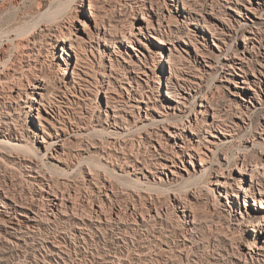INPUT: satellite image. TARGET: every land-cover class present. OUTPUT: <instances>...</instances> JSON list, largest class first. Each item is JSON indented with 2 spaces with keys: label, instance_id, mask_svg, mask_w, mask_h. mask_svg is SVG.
<instances>
[{
  "label": "rangeland",
  "instance_id": "obj_1",
  "mask_svg": "<svg viewBox=\"0 0 264 264\" xmlns=\"http://www.w3.org/2000/svg\"><path fill=\"white\" fill-rule=\"evenodd\" d=\"M46 1L47 0H0V51H2L0 52V55L2 54L0 57V84H2L0 85V94L2 96L4 93L7 95L6 93L11 92L9 86H12L13 84L21 85L20 83L22 82L20 80L23 81L21 77L23 78L24 75L30 74L27 68V63L31 60L26 57L25 52L28 48H24L25 46L23 45L31 39L32 36L36 35V33L39 34L35 26L36 24L34 23L35 25L32 26L33 24L30 23H33V21L37 22L36 20L39 18L47 21L54 20V22L65 25V30L70 27L74 29V32H78L77 34H82L86 36V38L87 35L85 34L84 29H86V31L95 29L94 19L93 17L91 19L90 16L89 0H83L81 4L80 1L77 0V2L74 0H59V5H57L58 1H53L55 5H57L56 7H58L56 9L54 8L55 5H52L53 7L49 6L51 7L49 8L47 5L48 2ZM96 1H98V3L96 6L94 5L92 13H99V20L101 19L106 22L109 21L114 25L117 24L116 26L118 29L122 26L123 28L121 27V29H126L125 31L129 30V27L132 26L133 22L135 25L143 24L144 35L138 33L136 37H132V42H130L131 46L128 44L129 40L123 41V37H119L118 35L116 37L114 47L103 50V48H105L103 46L105 45L102 44V49H100V52L103 54L102 56L99 54L100 52L98 53V46L95 43H93L94 48L92 46H87L85 51L81 50V52L84 51L82 53L86 52L85 54L88 55L89 60H92H90L92 63L94 62L92 67L94 70L92 69L93 71H91V74L93 75L90 86L83 87L84 89L79 90L78 97L76 98L79 103L72 104L73 106L70 108H62V112H65L66 114L68 112L67 116L71 118V122H74V119L77 121L85 120L86 122L88 121L87 123L89 125H92L90 115L95 117V115H98L99 109L101 107H105V98L104 104L103 98H101L105 96L104 92H100V83L94 82H99V80L105 81L107 79L102 74L104 73L105 63L109 64V60L107 58L109 52L115 62H117L116 60L118 59V62L124 65H127V62L130 63L131 60H136V62L141 65L142 62L146 64V75L140 74L142 77L139 78L140 86L141 88L144 87L149 91L153 89V86L156 88L153 90L156 98L155 109L157 111L163 110V105L167 104L165 93L170 75L169 65L166 64V66L161 67L162 65L159 61L160 57L158 52H160L161 46H163L164 48H162L161 51L164 56L169 54L171 48L174 53H183L182 55L185 58L183 57L184 60H182V62L184 65L182 66L185 68L186 65V69L192 73L191 75L194 74L197 77L198 84H194V95L190 97L188 104L199 109L202 97H206V99L212 98V100L217 103L215 104L218 108L223 107L220 110L221 114L225 116L223 117L227 125H229L228 128L232 130L231 126H234L231 131L233 133V138L226 145L215 151L216 153L213 157L211 153V151L215 150L213 146L207 144L205 146H200L203 155L208 158L205 159L207 160V167L210 166V162H213L211 168L204 174V176H201V178H192V180H188L186 182L182 181L184 179H188V173H192L194 167L190 164L189 157H186L183 162L178 160L177 165L171 167V169L175 170L177 175L174 176L175 179L172 185H166L165 183L167 175L170 174L173 176V174L168 169H163L159 165H156V167L154 165L152 166L155 172L154 177L151 176L150 181L141 183L139 182L141 180L136 177V175H141L140 172L135 174V159L137 158L138 160L140 159V161L151 162L155 159H160L159 156L155 154L156 151L154 152V148L149 142H143L145 144L141 145L140 138H143L145 134L142 129L135 128L134 119L131 116L132 113L127 116L128 122L130 123V133L129 131L128 133L125 132L126 134L123 135L124 137H119L116 142V147H114V144L109 145V137H107L108 135L106 136V133L103 131V127H106L107 124L103 122L105 114L102 112L100 118L102 126L98 125V131L93 132V135L91 134L90 138L93 137L92 141H104L105 145L102 142V150L92 147L91 150L84 152L83 149L85 145L83 144H85L86 140H77L81 143L77 141L70 142L69 150L74 153L76 152L75 154L79 155H75L74 158H70V168L68 169L70 174L66 173L68 176H65L62 171V168H65V165L60 164L58 167L56 165L57 161L53 158L56 154L54 149L51 150V153H47L46 157H42L46 152V149L45 145L41 146V136L44 135L48 138L47 132L52 133L54 131L53 128H51L48 124H45V130L47 132L44 131L43 126L39 124L36 113L28 118H25L24 115H19V113H17L19 112L18 108L20 109L24 106V101L27 97L22 93V100L18 99V104L14 103L13 105V107L15 106V110L12 107H3V109H9V111L12 110L13 113H11L19 120H17V123L21 126H19L21 129L18 128V130L12 131L14 135L18 134L17 137L24 136V140L19 141V145L0 144V149L2 151L4 150L3 159H0L1 184L4 185L12 194L21 198L25 202L32 201L37 195L36 188L39 187L40 182L32 179L29 176L28 167L23 165L17 159L23 158L37 161L39 160L38 163L40 168H43L45 170L44 172L47 171V179L52 180L54 183L56 180V184L60 180V184L59 182L58 184L62 188L73 186L79 191L87 192L89 197L96 201L104 199L106 213L110 214L114 207L118 208L119 211L121 210L120 212L122 215H124L123 221H126V224L117 228L116 226H114V228L113 226H107L102 230L100 229V231L93 227H87L85 230L86 233L83 235L84 237H82L76 235L73 220L55 219L53 222H46L43 225L32 228V231L25 233V235H23L20 239L3 234L5 236L0 239V264H59L54 257H51L50 259L46 258V256H48V248L46 245H41L40 243H43L45 240L55 236H58V239H60L63 244L68 246L71 253V257L68 261H66V264H237V255H239L241 250H243V247H245V244L250 239V235H253L254 232L251 229H248V226H250V223L247 221V219H249V213L244 204L246 197L244 192H239L240 183L237 181V178H239L240 174L238 169L234 167V163L238 162L239 158L242 156H246V159L249 161H255L258 159H262L264 161V93L258 91L255 98H249V95H245L243 88H241L243 83L240 81L238 83L236 79L231 80L230 78L232 76L231 74H228V70L222 68L221 65L216 64L214 60L218 61L217 55L220 54V52L213 45V39L210 31L205 29L202 25V21L204 20L201 18V15L194 13V15L201 20L199 25L194 24L195 22L191 23L192 19L181 17L178 14L176 8H173V5L171 4V0ZM189 2L195 7L197 12H200V10H204L206 0H189ZM221 3L226 4L225 1L219 0V4ZM223 4L221 6L222 10L216 6L217 14L215 13V15L217 17L224 16V10L226 9L227 15L225 16L231 19L241 18L239 15L241 13L238 11L240 9H227L225 8L226 6H223ZM47 7L48 12L46 11V13H43L42 15L44 16L41 17V12L39 13L38 10L41 8L42 10H46ZM151 7L158 8V11L159 9L164 11L166 15H169V10H171L172 19L170 18V25H173V23L175 24L178 21L183 22L184 20H187L185 23L187 24L189 22L187 26L192 29L191 32L194 36L193 44L189 45L184 41L183 43L182 40L179 39L180 31L179 33L177 31L169 33L168 27L163 30L168 44L163 45L155 42L146 28L145 21L142 19L143 13L140 12V10L144 11L146 13L145 17H149L148 10L151 9ZM239 7L242 10L244 8L241 4ZM180 8L183 9V4L181 2ZM52 9L55 11H51ZM259 9V12L256 14L257 16L254 15V18L261 26H264V5ZM202 13L206 14L203 11ZM97 17L96 19L98 20ZM206 17V24H208L211 28L216 26L217 21L219 22V20L213 18L212 16L206 15ZM41 19L39 21H41ZM153 21L157 24L155 19H153ZM232 21L237 24L236 20ZM212 22H215V24L212 25ZM85 24L89 27H85ZM183 26V30H185L186 25L184 24ZM172 28H175L174 25ZM10 29L12 30L10 31ZM134 30L138 32V29L134 28ZM237 30V32L230 33L231 35H228L226 38V41L228 42L227 44L230 46V54L244 48L242 34L245 29L238 27ZM29 31H32L33 33H29ZM12 32L17 34L18 32L20 33L18 39L13 38ZM24 32L28 33L22 35L21 33ZM44 35L45 34H43V36L40 35V38L42 37V39L39 40L41 43L38 42V48H41L39 50L40 55L43 54L42 57H45L44 59L46 61H50L51 59L54 61V65L51 68L49 67L47 72L49 73L51 71L50 73H52L55 71L57 73L58 71V73H60L61 66H63L64 71L67 72L68 68L66 67V62L68 60L72 64L75 62L74 51L69 48V44H66L65 46L68 47L70 55L65 54L61 49L63 43H59V46L54 48L51 42H55L57 38H54L53 40L47 35ZM72 35L74 36V34ZM74 38L76 37L74 36ZM195 47H199L198 49H201L200 51L209 55L207 59L213 62V65L211 66L213 68L204 66L203 64L205 62L198 63L195 61V58L190 53V51L195 53ZM138 55L140 56L141 61L139 60ZM46 57H48V59ZM212 58H214V60ZM7 59L9 60L7 61ZM12 73L14 75H12ZM10 74L11 76H8ZM10 77L12 78L10 79ZM1 79L5 82L1 83ZM238 80H241V78ZM159 81L161 84H159ZM235 83L239 85L236 86ZM22 86L25 87V85ZM132 86L137 87V83L132 82ZM126 87L131 88V86L127 83ZM131 91L134 90L131 89ZM112 92L114 95L122 92V96H125L124 93L126 91L116 85V89H113ZM53 93H51V98L55 100L54 102H61L60 100L63 98L59 96L58 92L54 91ZM97 94H99V100L95 97ZM226 104H228L230 108H228ZM245 104L249 105L247 109L244 106ZM224 107H226L227 111ZM242 107L244 110L246 109L248 111L246 115L248 117L244 115L245 123L241 122L240 118L235 114V112H238L237 110ZM5 109L3 113H6L5 111L7 110ZM126 110L129 111L128 109ZM185 110H187V108H185ZM152 114L155 115L157 112L152 110ZM94 117L92 119H94ZM193 117H195L194 114H191V118ZM70 118H66V122L69 123ZM11 122H13V120ZM234 123H237V125L239 124V126L233 125ZM157 128L159 131L158 138H160L162 143H164L166 151L170 154L173 150L171 144L174 141L173 138L172 140L169 139L171 136L169 135L168 128L170 129L171 125L170 123L162 124L158 125ZM100 129L103 132H100ZM3 130L4 132L8 131L6 127ZM19 133L23 136L19 135ZM97 136H99V138H97ZM88 140L90 141L91 139L88 138ZM159 147V144H157L158 149ZM104 148H106L105 151ZM79 157L80 161L81 159H84L82 161L85 162L81 163L78 159ZM209 157H212V159ZM124 159L126 162H124ZM77 160L81 164H79ZM199 160L198 156L197 158H193L194 164L197 165ZM86 164H90L89 166L91 167L93 165L92 168L94 170L89 169L90 167H87ZM219 164L225 165L224 176L229 179L231 187L240 193L242 198H240L242 200L241 208H239V202L235 199V197L227 196L228 198H225L219 194L220 191L217 190L216 185L213 184L214 174L216 171L220 170ZM46 168L48 170H46ZM120 169H123L124 171H121ZM89 170H92V174L93 171H96V174L94 173L95 176L93 174V177L97 180L96 186L90 180L91 176L89 174ZM198 172L200 171L198 170ZM60 173L61 176H64V181H62L63 179H61ZM146 173L149 174L148 171H146ZM52 175H54V177H51L50 179L48 176ZM55 177L58 178V180ZM62 182L68 183L63 185ZM107 182L113 183L112 187L115 185L112 189L114 193L110 192L111 195L109 198H107L104 194V188L105 184H108ZM78 190L75 191L78 192ZM193 190L195 196L197 197L198 195L197 200L193 198ZM229 191L232 192L231 189H229ZM222 194L225 195L224 190L222 191ZM188 199L192 200L193 205L191 206L196 205L194 207L195 210L193 208L192 209L197 214L198 224L196 223V226L194 225L193 228L188 225L181 211L182 205H187L189 207L188 203L191 202L190 200L188 201ZM80 202L81 201H78L79 204ZM251 202L253 203V197L250 199V203L248 202V204L251 205ZM83 204L85 205V208L90 209L89 201H83ZM138 209L143 211V213L141 212L140 214L144 216L146 215V221H144L145 223L143 224H139L137 222L138 213L140 212ZM81 212L88 216L87 211ZM243 214L247 216V219L242 222L243 219L240 215ZM134 218H136V220ZM62 235H65V237L61 238ZM190 236L192 244L188 245L189 247L184 248L180 241L184 237L190 238Z\"/></svg>",
  "mask_w": 264,
  "mask_h": 264
},
{
  "label": "bare ground",
  "instance_id": "obj_2",
  "mask_svg": "<svg viewBox=\"0 0 264 264\" xmlns=\"http://www.w3.org/2000/svg\"><path fill=\"white\" fill-rule=\"evenodd\" d=\"M53 1L54 2L58 1L57 5H59L58 3H60L59 0L56 1L47 0L46 2H48L47 4L48 7L55 5ZM77 1H80V4L81 2H83V0H77ZM171 1L173 8H176L178 14L181 17L192 19L191 23L195 22L194 24L199 25L201 21L199 18H197L196 15H194V13H197V15L202 16L201 18H203L204 20L202 21L203 22L202 25L205 27V29L210 31L213 39V45L220 52V54L217 55L218 61L214 60V58L212 59L216 62V64L221 65L222 68L228 70V74H231L232 76V77L230 76L231 80L236 79L238 83L239 81L243 83L241 88H243L245 95L246 94L249 95V98H255L256 95L258 94V91L264 93V26H261L260 23L254 18V15H256L259 12L260 10L259 8H261L264 5V0H223L225 1L226 4L223 3L219 4V0H208L210 2L206 0L204 4V10L202 9L200 10V12H197L195 7L192 6L189 0H171ZM180 2L183 4V9L180 8ZM97 3L98 1L96 0H89L90 16L91 19L92 17L94 19L95 29L90 31H86V29H84L87 38L82 34H77L78 32H74V29L70 27L67 28V30H65L66 29L65 25L54 22V20L47 21L45 19L42 20L41 18H39L38 20H36L37 22L33 21V23H30L33 24L32 26L36 24L35 26L39 33L37 34L35 32L36 35L32 36L31 39L28 38L29 40L23 45L25 46L24 48H28L27 51L25 52L26 53L25 55L26 57H28L29 60H31L29 63H27L28 66L27 68L30 74L24 75L23 78L21 77V79H23V81L20 80L22 83L19 82L21 85L13 84L12 86H9L10 87L9 89L11 91L10 93L9 92L6 93L7 95H5L4 93L3 96L0 94L1 96L0 97V144L19 145L18 144L19 141L24 140V136L21 133H19V135H22L23 137L21 136L17 137L18 134L17 135L13 134V131L18 130L20 125L17 123L18 119H16V117L12 114L13 113L12 110L9 111V109L8 110L5 109L9 107H12L14 109L15 107V106L13 107L14 103L18 104L17 100L18 99L22 100V93H23L27 97L26 100L24 101V106L20 109L18 108L19 112L17 113H19V115L20 114L24 115L25 118H28L29 116L36 113V117L39 121V124L43 126L44 131H46L45 124H48L49 126H51V128H53L54 131L52 133L46 131L48 138L45 137L44 135L41 136V146L45 145V149H46V152L43 154L42 157H46V154L51 153L52 152L51 150L54 149L56 154L53 158L55 159V161H57L56 163L57 166L60 164L65 165V168H62L63 174H65V176H68V174H70L68 170L70 168V158L72 157L74 158L75 155H79V154H75L76 152L74 153L69 150L70 142L77 140L80 141L86 140L85 144H83L85 145L83 149L84 152L91 150L92 147L102 150L103 148L102 142L105 145L104 141L102 142L96 140L92 141L93 137L90 138L91 137L90 135L93 132L98 131L99 128L98 125H101L100 118L103 112L105 114V118L103 122L107 124L106 127H103V131L106 133V136L108 135L107 137H109V141L108 140L107 141L110 143L107 144L109 145L114 144L115 145L114 147H116V142L118 138L125 135L126 134L125 132L128 133V131L130 130L129 128L130 123L128 122L127 116L130 113H132L131 116L134 119L133 121L135 123V128L142 129L145 134L143 138H140L141 145L145 144L143 142H149L150 145L153 146L154 152L156 151L155 154L159 156L160 159H155L151 162L142 161V160L140 161V159L138 160L137 158L135 159V164L133 163L134 161L132 162L135 165V169H134L136 170V172L134 171L135 174H137L138 172H140L141 174V175H136V177L139 180H141L139 182L142 183L145 181L146 182L150 181L151 176L154 177V173H155L153 170L154 168H152V166L154 165L156 167V165H159L163 169H168L173 174V176H171L170 174L167 175V179L165 183L166 185H172L175 179L174 176L177 175L175 170L171 169V167L176 166L178 160L183 162V160H185L186 157H189V162L194 167H193V172L188 173V179H184L182 181L186 182L188 180H192V178H196V179L201 178V176H204V174L211 168L213 162H210L209 163L210 166L207 167V163H206L207 160L205 159L208 158H206L203 155L200 146L201 145L205 146L206 144L213 146L215 150L211 151V153H212V157L215 156L216 153L215 151L219 150L220 147L226 145L233 138V133L231 131L233 130L234 126H231L232 130L228 128L229 125H227L224 119L225 116L221 114V110H220L223 107L218 108L216 105L217 103L214 100H212V98L206 99V97H202L199 105L200 106L199 109L194 108L188 104L190 97L194 95L193 91L195 88L193 86L194 84H198V82H197V77L194 74L191 75L192 73H190V71L186 69V65L185 68L184 66H182L184 65L182 60H184L185 58L182 55L183 53L181 54L174 53L171 48L169 54L167 56L166 55L164 56L163 52L161 51L162 48H164L163 46H161L160 52H158L160 57L159 61L160 64L162 65L161 67H164L166 66V64H168L170 69L168 84L166 85L167 90L165 93V98H167V104L163 105V110L161 111H157L155 109L156 98L154 96L153 90L156 88H154L153 86V89L149 91L148 89H145L144 87L141 88L140 86L139 78H142L140 74L146 75V64L142 62L141 65L138 62H136V60H131L130 63L127 62V65L126 64L124 65L118 62L119 61L118 59L116 60L117 62H115V60L112 59L109 52L108 57L106 53V57L109 60V64L105 63L104 73L103 74L101 73L107 79L105 81L99 80V82L98 81L94 82V83H100L101 86L100 92L101 91L104 92L105 96L101 98H103V104L105 98V105H104L105 107L103 108L101 107L99 109L98 115H95V117L93 115H90V118L92 120L91 121L92 125L91 124L89 125L87 123L88 121L86 122L84 119H83L84 121L81 120L77 121L74 119V122H71V118L67 116L68 112L67 114L65 112H62L63 107L70 108L73 106L72 104L79 103L76 100V98L78 97L79 90L84 89L83 87H89L92 82L93 74H91V71L94 70L92 68L94 62L92 63L91 62L92 60L90 59L91 60L90 61L88 59V55L85 54L86 52L82 53L86 50L87 46L93 47V43H95L98 46V53H99L101 51L100 49H102V44L105 45L103 46L105 47L103 48V50H106L110 47H114L116 42V37L118 35L119 37L120 36L123 37V41L129 40L128 44L130 46H131L130 42H132V37H136L138 33L144 35L143 24L135 25V23L133 22L132 26L129 27V30L125 31L126 29L125 30L121 29L122 26H120V29H118V27L116 26L117 24L114 25L109 21L108 23L104 20L101 19L99 20L100 18L98 16L99 13L98 14L95 12L92 13L93 12L92 9L94 8V5L96 6ZM222 4L223 6H226L225 8L227 9H231V10L240 9L238 11L241 14H239V12L238 14L241 16V18L231 19L225 16L227 15L226 9L224 10L225 11L224 16L217 17L215 15V13L217 14L216 6H218L220 9ZM240 4L243 5L244 7L243 10L239 7ZM57 5L54 6L55 9L58 8L56 7ZM48 7L47 9L45 8L46 10H42L43 7L40 10H38L39 13L41 12V17L44 16L42 14L46 13ZM53 9L51 11H55ZM157 9L158 8L151 7V9L148 10L149 17H145L146 13L140 10V12L143 13L142 19L146 23V28L150 32V36L153 38V40H155V42L163 45L168 44V41L165 38L163 32V30L168 27L169 33H174L176 31L179 33L180 31L179 39L182 40V42L184 41L186 44L189 45L193 44L194 36L192 35L191 32L192 29L187 26L189 22L187 24L185 23V21L187 20H184L183 22L178 21L175 24L173 23L175 28H172L173 25H170L171 23L170 18L172 19L171 10H169V15H166L164 11H161L160 9L158 11ZM202 11L206 14H203ZM95 15L96 17L98 16L97 17L98 20L96 19ZM206 15L212 16L213 18L219 20V22L217 21L215 27L213 26L211 28L208 26V24H206V18H207ZM152 18L157 21V24L154 23ZM40 19L41 21H39ZM232 20H236L237 24H235ZM184 24L186 25L185 30H183ZM214 24L215 22L214 23L212 22V25ZM86 26L88 25L85 24V27ZM237 26L245 29V31L242 34L244 48L240 51H235L233 54H230L229 53L230 46L227 44L228 42L226 41V38L228 35H231L230 33L238 31ZM134 28L138 29V32H136ZM11 30L12 29H10V31ZM14 32H12L13 38L18 39L20 33L18 32L17 34ZM25 33L26 32L21 34L24 35ZM29 33H33V32L29 31ZM43 34L47 35L50 39L53 40L54 38L55 39L57 38L55 42L54 41L51 42L54 48L59 46V43H63L61 49L65 54L70 55L68 51V47L65 46L66 44H69V48H71V50L74 51L75 62L72 64L67 59L68 60L66 62L67 64L66 67L68 68L67 72L64 71L63 66L60 67V73H58V71L57 73L54 71L52 72L53 73L52 74L50 73L51 72L50 71L49 73L52 74L50 75L47 72L48 68L49 67L51 68L54 65V61L52 59L50 61H46L44 59L45 57H42L43 54L41 53L42 55H40L39 50L41 48L40 49L38 48V42H40L39 40L42 39V37L40 38V35L43 36ZM72 34H74L76 38H74ZM198 48L199 47H195V53L193 51H190L191 55H193V57L195 58V61H197L198 63L205 62L203 64L204 66L213 68L211 67L213 65V62L207 59L209 55L205 52L200 51L201 49ZM81 50L84 51L81 52ZM99 54L101 56L103 55L101 52ZM46 58L48 59V57ZM138 58L141 61L139 55ZM9 59H7V61ZM12 75L14 74L12 73ZM8 76H11V74ZM11 78L12 77H10V79ZM240 78L241 80H238ZM1 81H2L1 83L5 82L2 79ZM132 82H136L137 87L132 86ZM126 83L129 84L131 88L126 87ZM159 84H161L160 81ZM22 85H25V87ZM116 85L117 87H120L126 91L125 92L126 94L124 93L125 96H122V92L115 95L113 94L112 90L116 89ZM235 85L238 86L239 84L235 83ZM131 89L134 91H131ZM54 91H57L59 96L63 98L60 100L62 103L58 102L59 103L58 104L54 102L55 100L51 98V93H53ZM95 97L96 99L99 100V94H97ZM242 98L245 99L244 97ZM226 105L228 106V104ZM244 106L246 109L249 107L248 104H245ZM3 107H5L4 108L5 110H7L5 111L6 113H3L4 112ZM185 108H187V110H185ZM224 108L227 111L226 107ZM228 108L230 107L228 106ZM126 109H128L129 111H127ZM246 109L244 110L242 107L241 109L237 110L238 112H235L236 116L239 117L241 122L243 123H245L244 115L246 116L248 112ZM152 110L153 111L155 110L157 114L153 115ZM191 114H194L195 117L191 118ZM93 117L94 119H92ZM66 118L67 119L70 118L69 123L66 122L65 120ZM12 120L13 122H11ZM169 123L171 125V128L170 129L168 128L169 135L171 136V138L169 139L170 140H172V138L174 139L173 143L171 144L173 150L170 152V154H168V152L166 151V147H164V143H162L160 138H158L159 131L157 130L158 125L169 124ZM233 125H237V123H234ZM237 126H239V124ZM5 127L10 132L8 131L4 132L3 129ZM103 131L101 130L100 132ZM88 138L91 140L89 141ZM97 138H99V136H97ZM157 144H159L160 146L159 149L157 148ZM105 149L106 148H104V151ZM3 155H4V150L2 151L0 149V159L3 157ZM197 156L200 160L199 163L195 165L193 162V158H197ZM80 157L78 158L79 161H80ZM212 157L209 158L212 159ZM17 160L21 162L23 165L28 167V171L30 174L29 176L35 181H39L40 185L39 187L36 188L37 195L35 199L33 198L32 201L25 202L21 198L12 194L0 182V239L5 236L3 234H7L15 237L16 239L18 238L20 239L22 238L23 235H25V233L32 231L31 230L32 228H36L40 225H43L46 222H53L55 219L73 220V224L75 226L74 231L76 232V235L82 237H84L83 235L86 233L85 230L87 229V227H93L96 230L100 231V229L102 230L104 227L107 226L108 227L113 226V228L114 226H116L117 228V227H122L126 224L125 223L126 221L125 222L123 221L124 215H122V213L120 212L121 210L119 211L118 208L114 207L110 214L106 213L104 206V199H101L100 201H96L91 197H89V194L87 192L79 191L78 189H75L73 186L68 188H62L59 185L60 180L58 181L59 184L58 182L56 184V180H55L56 177L54 178L55 183L52 180L47 179L46 178L47 171L44 172L45 170L43 168H40V165L38 163L39 160L37 161V160L23 159V158L22 159L18 158ZM82 160L84 159H81L80 161L81 163L83 162ZM124 162H126L125 159ZM89 165H87V167ZM49 166H45V167H49ZM89 167H90L89 169H93L92 168L93 165L92 167L91 166ZM234 167L238 169V172L240 174L239 178H237V181H239L240 183L239 192L241 191L245 193L246 198L244 204L249 213L248 214L249 219H247L246 218L247 216L244 214L240 216L243 219L242 222L246 221L247 219V221L250 223L248 229L249 230L251 229L254 232L253 235H250L249 241L245 244V247H243V250H241L240 254L237 255L236 257L237 261L236 260L235 261L237 264H264V161L262 159L249 161L246 159V156L245 157L242 156L239 158L238 162L234 163ZM224 168H225L224 164H219L220 170L216 171V173L214 174L213 184H215L217 190L220 191L219 194L224 196L225 198H228L227 196L235 197V199L239 202V208H241L242 206L241 195L238 191H236V189L231 187V183L229 182V179L226 176H224ZM46 170L48 169L46 168ZM120 170L124 171L123 169ZM198 170L200 172H198ZM91 171L92 170H89V174L91 176L90 180L96 186L97 180L95 177H93V174L94 173L96 174V171L95 172L93 171V174ZM146 171H148L149 174L146 173ZM48 177H50L51 179V177L53 178L54 175ZM63 177L64 176H61V179H63ZM58 178L56 179L58 180ZM64 179L62 181H64ZM65 183L62 182L63 185ZM112 184L113 183L110 182L108 184H105L104 194L107 196V198L110 197L111 195L110 192L111 193L113 192L112 189L115 185H113L112 187ZM229 189H231L232 192H230ZM75 190H78V192H76ZM223 190L225 191V195L222 194ZM193 194H194L193 198L197 200L198 195L197 197L195 196L194 190H193ZM252 197H253V203L251 202L250 205L248 204V202L250 203V199ZM189 200L190 199H188V201ZM240 200H241V204H240ZM78 201H81L80 204L78 203ZM83 201L86 202L89 201L90 209L85 208ZM190 202L191 203H188L189 207L187 205L185 206L182 205L183 207L181 206V211L188 225L193 228L194 225L196 226V223L198 221L196 216L197 214L194 211L195 210L194 207L196 205L191 206L193 205L192 200H190ZM81 211L84 212L87 211L88 216L84 215ZM141 212L143 213V211H140L138 213L139 215L137 222L139 224H143L145 223L144 221H146L145 218L146 215L144 216L140 214ZM134 219L136 220V218ZM191 236L190 238L184 237L180 241V243L184 248L189 247L188 245L192 244ZM64 237L65 235L61 236V238ZM40 243L41 245H46L48 248V256H46V258L50 259L51 257H54L56 258L59 264H66V261H68L69 258L71 257V253L69 251L68 246L66 244H63L62 241L58 239V236L47 239L43 243L42 242Z\"/></svg>",
  "mask_w": 264,
  "mask_h": 264
}]
</instances>
